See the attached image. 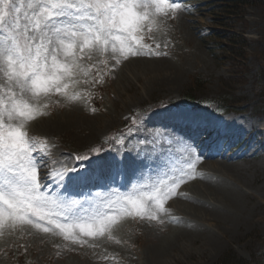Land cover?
Returning a JSON list of instances; mask_svg holds the SVG:
<instances>
[{
    "label": "rangeland",
    "instance_id": "374dc122",
    "mask_svg": "<svg viewBox=\"0 0 264 264\" xmlns=\"http://www.w3.org/2000/svg\"><path fill=\"white\" fill-rule=\"evenodd\" d=\"M228 1L181 0L187 11L159 14L158 25L140 33L153 54L146 48L143 55L121 57L119 65L110 53L85 59L88 75L81 72L70 85L77 99L56 94L42 102L48 107L41 106L43 114L27 127L41 150L42 191L61 211L76 201L65 213L70 218L108 211L117 222L97 238L77 230L86 243L73 244L6 221L0 264H214L226 255L264 264V0H242L237 7H227ZM145 139L146 146L140 143ZM197 156L194 170L188 169ZM210 157H220L226 168L212 170ZM121 159L114 182L97 179ZM73 166L93 178L66 189L49 179L50 170ZM185 173L195 178L179 184L155 221L121 213L112 203ZM205 175L243 194L240 213L206 216L220 205L205 195L204 215H189L184 195H194Z\"/></svg>",
    "mask_w": 264,
    "mask_h": 264
},
{
    "label": "snow or ice",
    "instance_id": "6c2138e0",
    "mask_svg": "<svg viewBox=\"0 0 264 264\" xmlns=\"http://www.w3.org/2000/svg\"><path fill=\"white\" fill-rule=\"evenodd\" d=\"M187 10L181 0H22L19 4L0 0V229L6 221L11 228L31 225L73 244L86 243L78 238L77 230L79 236L90 238L110 231L117 222L115 215L98 211L87 218H70L65 213L76 201L61 211L62 206L42 191L46 185L40 180L42 159L37 154L41 150L29 137L28 123L43 114L41 106L48 105L42 102L52 95L69 102L77 99L70 85L78 82L81 72L88 75L82 61L110 53L119 65L121 57L143 55L146 48L153 54L150 46L141 43L140 33L157 26L159 14L174 16ZM140 143L146 146L148 140ZM198 159L188 163V169L194 170ZM123 167V159L114 161L108 165V174L101 173L97 179L114 182ZM48 175L64 189L93 178L87 169L76 166L50 170ZM194 178L185 173L151 191L129 193L112 203L119 204L121 213L155 221L166 213L165 201L177 194L179 184Z\"/></svg>",
    "mask_w": 264,
    "mask_h": 264
},
{
    "label": "bare ground",
    "instance_id": "6f19581e",
    "mask_svg": "<svg viewBox=\"0 0 264 264\" xmlns=\"http://www.w3.org/2000/svg\"><path fill=\"white\" fill-rule=\"evenodd\" d=\"M51 125H54V124H50V126ZM233 127H235V125H233ZM208 159H209L208 161L212 163V170H214L215 172L218 171L217 169H219V171H222L224 168H226L224 163L221 161L220 157H217L216 160H212V157H210ZM215 162H218V164H217L218 166L215 165L216 164ZM225 177H226V175H225ZM229 179H230V177H229ZM226 182H228V181H226ZM233 187L223 186L221 183H219L214 178V175H205L204 176V180L201 181L200 185L197 186V191L194 193V195H192V194L184 195L185 196V201H186L185 206L187 207L186 210L188 211L189 215H191V214H194V215L197 214L198 215V213L201 214L200 212H202V214H203V211H201V210L205 209L206 207L201 206L202 204L200 205V203H201L200 201H203L202 200L203 197H207L208 195H211L215 199H217L216 202H217L218 205H220L221 208L219 206H217L216 208H213L211 213H208V212L205 213L206 216L208 214H210V215H208L209 217L212 216L213 218H216V217L221 218L222 216L230 217L231 215L234 216L238 212L240 213V211H241V199H242L243 194H241L239 191H237ZM239 190H241V189L239 188ZM205 195H207V196H205ZM217 208H219V209H217Z\"/></svg>",
    "mask_w": 264,
    "mask_h": 264
},
{
    "label": "trees",
    "instance_id": "16d2710c",
    "mask_svg": "<svg viewBox=\"0 0 264 264\" xmlns=\"http://www.w3.org/2000/svg\"><path fill=\"white\" fill-rule=\"evenodd\" d=\"M229 2H230V5H228L227 7H235V6L237 7L243 4L242 0H231V1H228V3ZM233 40L234 38H232V41ZM214 264H249V263L242 258L234 257L232 255H226L221 260L217 261Z\"/></svg>",
    "mask_w": 264,
    "mask_h": 264
}]
</instances>
